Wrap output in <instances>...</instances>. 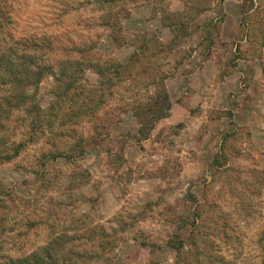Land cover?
Wrapping results in <instances>:
<instances>
[{
    "label": "rangeland",
    "instance_id": "obj_1",
    "mask_svg": "<svg viewBox=\"0 0 264 264\" xmlns=\"http://www.w3.org/2000/svg\"><path fill=\"white\" fill-rule=\"evenodd\" d=\"M135 52L136 80L91 93L95 64ZM0 56L13 74L69 63L81 90L28 88L53 106L37 140L23 107L0 113V155L29 141L0 161V262L264 264V0H0ZM160 76L172 108L144 138L133 106Z\"/></svg>",
    "mask_w": 264,
    "mask_h": 264
},
{
    "label": "trees",
    "instance_id": "obj_2",
    "mask_svg": "<svg viewBox=\"0 0 264 264\" xmlns=\"http://www.w3.org/2000/svg\"><path fill=\"white\" fill-rule=\"evenodd\" d=\"M150 49V44L148 42L144 45V53H146ZM141 60L139 54L136 52L128 59L127 62H117V61H108L105 65L95 64V69L98 75L100 76V83L94 87L91 91L99 92V98L103 102L106 93L105 89H110L116 83V78L120 82L123 79H134L136 80L138 76L141 74L139 72L134 73L135 66ZM5 58L0 56V77H2V72H8L9 74H13L11 70L12 67L5 65ZM79 63V61H78ZM71 65L64 64L57 71L52 65H39L37 70L33 73L23 72L21 74H13V84L14 87L9 91L8 95L0 96V113L2 112H10L13 111L16 107H23L26 114L30 116L29 121V138L30 140H37L45 133V128L43 127L45 122L46 126H52V118H51V107H43L39 101L37 100L36 93H30L28 88L30 86H38L41 81L52 75L56 79L59 84V94L58 96L70 98L76 100V98L81 94V90L77 88V82L79 79V70L74 69L71 71ZM146 68V67H145ZM144 72V71H143ZM107 85V88H103ZM155 91L154 94L149 98L143 101H138L133 106V111L135 116L138 118L140 123L139 133L142 137L147 138L151 131L155 128L156 123L161 119L167 117L169 115V111L172 108V102L170 98V94L164 82V76L159 77V81L155 83ZM76 87V88H75ZM90 93V95H91ZM113 92L110 91L109 95H112ZM89 98V96L87 97ZM91 101L96 100L94 96H90ZM30 103V104H29ZM7 104V106H6ZM83 106L73 107L72 110L79 112H64L66 114V118H73L74 115L80 114ZM89 112H94L90 110ZM10 114V113H9ZM2 125V124H1ZM5 126V124H3ZM28 140L14 142L12 144V150L7 149L5 154L0 155V161H9L15 158L20 151L27 145ZM3 143V138L0 137V144ZM69 157L71 159H75L77 155L81 156L86 151V138L80 137L79 140L75 141L69 147ZM76 153L77 155H74ZM56 155V154H54ZM170 244L174 248H181L184 244V240L177 239L171 240ZM36 255H31L28 257L18 258L15 260H6L1 261L0 264H57L54 262H44L41 260V257ZM52 258L53 256L50 255Z\"/></svg>",
    "mask_w": 264,
    "mask_h": 264
}]
</instances>
